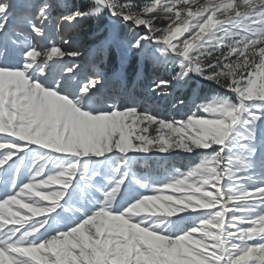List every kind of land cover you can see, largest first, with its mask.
Instances as JSON below:
<instances>
[{"label":"snow or ice","instance_id":"1","mask_svg":"<svg viewBox=\"0 0 264 264\" xmlns=\"http://www.w3.org/2000/svg\"><path fill=\"white\" fill-rule=\"evenodd\" d=\"M0 264H264V0H0Z\"/></svg>","mask_w":264,"mask_h":264},{"label":"rangeland","instance_id":"2","mask_svg":"<svg viewBox=\"0 0 264 264\" xmlns=\"http://www.w3.org/2000/svg\"><path fill=\"white\" fill-rule=\"evenodd\" d=\"M70 3H72L73 1L72 0H69ZM201 3L204 2V0H200ZM76 3L78 4V1L76 0ZM95 24V22H94ZM86 25H84L85 27ZM83 32H87V28H83L82 30ZM76 35H80V33H76ZM62 42V41H61ZM151 74V70L149 71ZM164 73L161 72V75H163ZM152 77L154 78L153 74H152ZM148 78H146L145 80L143 81H147ZM203 86V89L205 90L202 94L207 96L213 92L216 91V89L210 87L208 88L207 86H209L208 84L206 83H203L200 85V88H202ZM133 87H131V89L133 90ZM208 90H211V92H208ZM147 91L145 90H142V91H137L136 93L138 94H142V93H145ZM185 98L188 100L189 102V105L191 104V100L194 98V97H191V96H185ZM153 107H158L159 108V111L162 113V114H165V115H168L170 117L172 116H175L177 118H181V116L183 115L182 113H177V111L175 109L172 108L171 106V101H165V102H159L158 104H153L152 105ZM147 126V125H146ZM145 135H148V136H156L157 135V131H156V126L153 125L149 128V131L147 133H145ZM192 163V160L188 157L187 154H184L182 152H177V153H174V154H156L152 159H150L146 165V167L144 169H141V171H147L153 175H160L162 176L163 173L165 172L166 168H171L172 166H175L176 168H179L181 170H184V168L191 164Z\"/></svg>","mask_w":264,"mask_h":264},{"label":"trees","instance_id":"3","mask_svg":"<svg viewBox=\"0 0 264 264\" xmlns=\"http://www.w3.org/2000/svg\"><path fill=\"white\" fill-rule=\"evenodd\" d=\"M72 1H73L74 3H76V0H72ZM77 1H78V4L82 2V0H77ZM73 2H72V3H73ZM93 25H94V22H93ZM93 25H86V26L84 27V29L87 28V31H88V29H89L90 27H92ZM147 78H148L147 81H137V82H134V83L131 85V87L134 86V87H133V91H135V92H137L138 90H139V91H142V90L147 91V89H148V85H149L151 79H153L152 74H151L150 72H148V74H147ZM207 87L210 88V86H207ZM200 89L202 90V93L205 91V90L203 89V86H202V88H200ZM208 92H211V90H208Z\"/></svg>","mask_w":264,"mask_h":264},{"label":"bare ground","instance_id":"4","mask_svg":"<svg viewBox=\"0 0 264 264\" xmlns=\"http://www.w3.org/2000/svg\"><path fill=\"white\" fill-rule=\"evenodd\" d=\"M146 126V125H145Z\"/></svg>","mask_w":264,"mask_h":264}]
</instances>
